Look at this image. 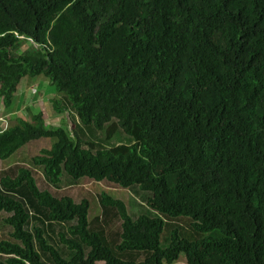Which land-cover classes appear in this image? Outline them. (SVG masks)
<instances>
[{
	"label": "trees",
	"instance_id": "16d2710c",
	"mask_svg": "<svg viewBox=\"0 0 264 264\" xmlns=\"http://www.w3.org/2000/svg\"><path fill=\"white\" fill-rule=\"evenodd\" d=\"M40 76L66 102H53L58 113L69 106L81 128L108 127L111 139L121 130L132 144L84 148L80 130L37 113L0 129V160L50 140L32 159L49 185L67 177L137 187L155 216L134 220L102 194L93 226L87 200L43 192L21 168L0 176V214L12 229V241L0 237V264H176L182 255L186 264H264V0H0L8 111L21 81ZM112 217L121 222L114 238ZM180 219L200 238L173 232L164 248ZM47 223L69 225L58 242L70 260Z\"/></svg>",
	"mask_w": 264,
	"mask_h": 264
},
{
	"label": "rangeland",
	"instance_id": "374dc122",
	"mask_svg": "<svg viewBox=\"0 0 264 264\" xmlns=\"http://www.w3.org/2000/svg\"><path fill=\"white\" fill-rule=\"evenodd\" d=\"M37 92V93H35ZM55 100H60L65 105L63 97L57 92L55 86H53L49 80L45 77L25 78L21 81L18 92L15 95L14 106L11 111L17 109L20 105L21 108L26 106L27 108L21 109L11 115V111L7 110L3 101H0V129L5 130L8 126L12 125L16 118L20 117L25 120H30L31 114L42 113L45 122L51 127H62L68 132L75 133V130H80L79 133L84 143V148H88L90 143L96 146V150L110 149L121 145H131L132 139L125 136V134L118 130L115 136L111 139L108 137V127L102 132H96L94 130H86L79 126V120L77 116L71 111L69 106L67 110L62 113H58L53 106ZM75 136V134H74ZM52 141L50 140H37L29 143L14 156L6 161L0 160V176L8 175L15 178L18 175V171L21 168H28L32 170L38 187L43 192H49L54 197L71 198L77 204H80L84 200L90 203V220L94 226L97 219L102 216V209L99 204V198L102 194H107L116 200L124 202L129 209V213L134 220L139 219L142 216L154 217L155 214L148 208L147 199L149 195L143 193L139 188L122 189L114 184H110L106 181L102 183L93 182L89 179H81L79 182L71 181L69 178L64 177L63 182L59 187H53L48 184L42 170L35 168L32 165V159L39 156L41 151L50 149ZM35 209L34 207H31ZM11 215L6 213L0 214V237L3 240L11 239L12 229L5 223V220ZM41 217L45 220L43 214ZM106 222V221H105ZM107 224V222H106ZM42 226L41 224L33 223V226ZM98 226V223L96 224ZM121 222L112 217L108 219L107 232L111 238L115 237V234L121 230ZM69 228V225H55L46 224L47 235L51 243L57 250L63 253V256L67 259H71V255L66 252L58 242V235L60 232L65 233ZM177 232L182 238L196 240L200 238V235L196 234L191 226L189 219H180L175 222H169L164 235L162 237V246L166 248L171 242V234ZM43 256V255H42ZM44 258V257H43ZM49 263L48 257H45ZM180 261L176 264H186V258L184 255L180 257ZM45 262V259H44ZM46 263V262H45ZM47 264V263H46ZM52 264V263H51ZM101 264V263H99Z\"/></svg>",
	"mask_w": 264,
	"mask_h": 264
},
{
	"label": "crops",
	"instance_id": "0c3cea01",
	"mask_svg": "<svg viewBox=\"0 0 264 264\" xmlns=\"http://www.w3.org/2000/svg\"><path fill=\"white\" fill-rule=\"evenodd\" d=\"M11 115H14V114H11Z\"/></svg>",
	"mask_w": 264,
	"mask_h": 264
},
{
	"label": "clouds",
	"instance_id": "9594fccd",
	"mask_svg": "<svg viewBox=\"0 0 264 264\" xmlns=\"http://www.w3.org/2000/svg\"><path fill=\"white\" fill-rule=\"evenodd\" d=\"M7 128H8V127H7ZM7 128H6V129H7Z\"/></svg>",
	"mask_w": 264,
	"mask_h": 264
}]
</instances>
